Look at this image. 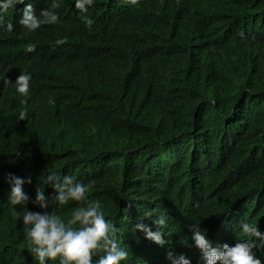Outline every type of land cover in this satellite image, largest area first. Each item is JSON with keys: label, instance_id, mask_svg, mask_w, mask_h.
I'll list each match as a JSON object with an SVG mask.
<instances>
[{"label": "clouds", "instance_id": "clouds-1", "mask_svg": "<svg viewBox=\"0 0 264 264\" xmlns=\"http://www.w3.org/2000/svg\"><path fill=\"white\" fill-rule=\"evenodd\" d=\"M68 2L67 11L38 0H0V46L7 50L6 58L0 57V148L32 135L49 139L52 124L80 93L108 101L123 83L151 79L158 84L160 77L173 76L189 87L205 83L225 97L245 98L252 95L264 66V39L252 44L234 40L210 44L215 34H233L243 25L254 33L252 23L232 14L193 34L184 49L174 48L171 34L183 32L188 22L200 21L204 7L215 6L214 0ZM93 107L81 116L92 132L96 127L89 118ZM212 142V137L197 131L191 143L198 162L205 164L210 185L211 177L224 172L230 162L213 167L211 159H201L202 153L215 151ZM16 155L15 170H20L21 177L0 170V203L6 199L18 207H10L15 212L11 229L16 227L18 232L3 248L0 263L16 261L28 251L27 258L37 264H264V223L243 220L241 232L201 220L186 226L177 218L178 211L185 215L199 211H182L168 200H159L160 194L141 200L147 189L142 177H132L136 186L129 190L130 198L120 201L127 213L121 232L126 243L121 246L118 230L105 218L100 200L88 199L89 183L55 173L57 165L47 153L24 150ZM30 169L54 189L55 207L69 201L82 202L81 206L67 219L54 209L47 211L44 189L34 194L35 178L23 173ZM185 183L193 186L196 181L189 178ZM152 188L164 190L158 192L163 195L170 193L165 181H156ZM213 198L205 196L200 202ZM32 203L44 211H29ZM155 205L160 209H148ZM134 208L144 210L147 220L132 214ZM164 209L176 213H164ZM12 223L0 211V230Z\"/></svg>", "mask_w": 264, "mask_h": 264}, {"label": "trees", "instance_id": "trees-1", "mask_svg": "<svg viewBox=\"0 0 264 264\" xmlns=\"http://www.w3.org/2000/svg\"><path fill=\"white\" fill-rule=\"evenodd\" d=\"M38 1L69 9L68 0ZM214 1L215 6L204 7L205 14L200 21L188 22L183 32L171 34L170 42L176 50L184 49L193 34L207 30L225 14L252 23L254 33L243 25L233 34H215L211 45L226 40L252 44L264 39V0ZM262 50L264 53V41ZM6 52V48L0 46V57L6 58ZM212 101L220 105L214 107ZM92 105L89 118L96 126L94 132L81 119ZM80 119L82 129L78 134ZM197 131L212 137V150H215L209 155L202 153L201 159H211L213 167L230 161L224 172L211 177L212 185L206 182L205 164L198 162L192 148ZM24 150L49 154L57 165L55 173L89 183L88 199L100 200L105 218L118 230L121 246L126 243L121 232L127 213L121 210L120 201L130 198L129 190L136 186L132 177L145 180L143 186L147 189L141 200H146V195L160 194L159 200H168L182 211H199L188 215L178 211L181 224L188 226L192 220H201L214 222L226 231L238 229L241 232L239 224L243 220L255 225L264 223V66L252 95L245 98L225 97L205 83L189 87L173 76L160 77L158 84L151 79L138 84L123 83L115 88L108 101H95L80 93L64 116L52 124L49 139L32 135L8 148H0L1 172L21 177L20 170H15L19 165L16 154ZM23 173L30 179L35 178L34 194L38 188L44 189L47 211L54 209L67 219L81 206L82 202L69 201L55 207L52 204L55 191L42 182L43 176L37 175L35 169ZM115 178L119 179L118 183L114 182ZM189 178L196 181L193 186L185 183ZM156 181L169 183L170 193L163 195L158 192L164 190L152 188ZM205 196L214 198L209 203H201ZM10 207L18 210L6 199L0 203V211L13 221L8 229L0 230V257L3 248L18 232L14 230L16 227L11 229L15 225V212ZM29 208L33 212L44 211L34 203ZM148 209L159 210L160 205ZM162 212L176 213L172 209ZM143 213L140 208L132 212L141 216ZM27 257L28 251L16 261L0 264H37Z\"/></svg>", "mask_w": 264, "mask_h": 264}]
</instances>
